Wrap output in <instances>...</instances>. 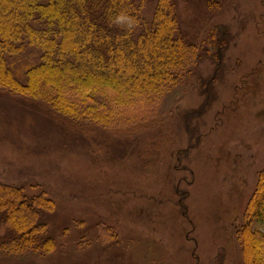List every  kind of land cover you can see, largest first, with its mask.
<instances>
[{
	"label": "rangeland",
	"instance_id": "obj_1",
	"mask_svg": "<svg viewBox=\"0 0 264 264\" xmlns=\"http://www.w3.org/2000/svg\"><path fill=\"white\" fill-rule=\"evenodd\" d=\"M174 1L195 54L139 128L71 122L0 90V183L56 205L54 251L0 239V264H245L240 234L264 170V0ZM212 32L219 62L199 56Z\"/></svg>",
	"mask_w": 264,
	"mask_h": 264
},
{
	"label": "trees",
	"instance_id": "obj_2",
	"mask_svg": "<svg viewBox=\"0 0 264 264\" xmlns=\"http://www.w3.org/2000/svg\"><path fill=\"white\" fill-rule=\"evenodd\" d=\"M180 30L174 0H0V90L71 122L139 128L195 54ZM215 34L199 56L219 62ZM134 67L140 68L137 77ZM113 110L121 113L114 119ZM122 112L130 116L120 122ZM189 116L183 125L190 134ZM55 209L43 195L30 197L24 188L0 183V239L13 252H53L46 217ZM245 218V264H258L255 239L264 242V231L252 227L264 228V170Z\"/></svg>",
	"mask_w": 264,
	"mask_h": 264
}]
</instances>
